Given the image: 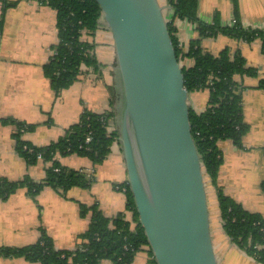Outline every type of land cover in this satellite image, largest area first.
<instances>
[{
	"label": "crops",
	"instance_id": "crops-1",
	"mask_svg": "<svg viewBox=\"0 0 264 264\" xmlns=\"http://www.w3.org/2000/svg\"><path fill=\"white\" fill-rule=\"evenodd\" d=\"M15 2L3 9L4 2ZM168 18L173 8L168 0ZM4 11V13H3ZM198 15L205 22L219 19L230 23L238 17L245 26L264 27V0H199ZM0 177L19 180L29 176L42 180L49 165L43 159L29 163L16 149V122L34 127L21 137L37 146H45L65 134L77 122L85 109L102 113L112 110L117 58L112 34L100 22L94 34H83L93 44L92 52L98 69L85 68V73L58 95L51 87L43 66L58 41L57 12L38 0H0ZM174 23L180 42L188 46L199 36L196 24L176 18ZM205 50L218 54L228 47L231 53L239 50L247 66L258 69L254 76L236 75L243 83L242 108L249 129L243 137V148L231 140L219 141L223 162L218 171V183L225 193L235 198L246 209L264 216V90L257 87L264 76L262 40L250 42L235 39L223 33L201 40ZM192 63L191 59L187 60ZM207 89L189 94L191 108L202 111L207 106ZM65 166L81 169L91 175L89 187H71L66 195L51 186H45L35 197L26 188H18L8 197L0 196V247L24 246L39 240L45 231L58 249H73L80 235L87 229L92 210L81 213L80 204L96 205L109 217L124 214L135 226L133 212L127 209V198L122 186L127 182V170L119 142H113L109 154L94 164L87 156L76 153L58 155ZM212 192L217 203L216 228L213 238L219 264H263L248 255L227 235L223 228L216 190ZM212 214V213H211ZM213 220V217H212ZM148 247L137 252L127 264H150ZM0 264H41L24 257L0 256ZM100 264H114L103 259Z\"/></svg>",
	"mask_w": 264,
	"mask_h": 264
},
{
	"label": "trees",
	"instance_id": "trees-1",
	"mask_svg": "<svg viewBox=\"0 0 264 264\" xmlns=\"http://www.w3.org/2000/svg\"><path fill=\"white\" fill-rule=\"evenodd\" d=\"M48 4L57 12L58 41L53 45L54 53L49 56L43 69L49 78L51 87L58 95L63 89L78 80L85 68L95 70L99 64L92 52L93 44L83 39V34H94L100 24L101 10L95 0H38ZM173 15L168 18L169 30L175 44L177 57L182 64L185 85L189 93L207 89V106L202 111L191 108L190 121L192 133L201 154L205 168L207 186L216 190L223 228L227 235L248 255L264 264V216L259 212L246 209L235 198L224 192L218 183V171L223 162V152L219 141L231 140L238 148H243V137L249 129L244 120L242 108L243 83L236 75L254 76L258 69L247 66L245 57L237 50L231 53L228 47L218 54L205 50L201 40L218 33L235 39L252 41L262 40L264 53V27L245 26L238 17L230 23L219 19L209 23L198 15L199 0H168ZM236 5V0H232ZM15 2H4L3 9ZM4 13V11H3ZM176 18L196 24L199 36L188 46L181 44L174 23ZM2 18L0 20V29ZM191 59L192 63H185ZM264 90V76L257 84ZM119 93L115 90L112 110L102 113L85 109L79 120L71 124L65 134L45 146H37L21 135L34 125L16 122V149L29 163H36L38 155L49 165L42 180L35 181L29 176L19 180L0 177V196L8 197L18 188H26L30 196L35 197L45 186L57 189L61 194L74 186L87 188L91 175L81 169L63 165L58 155L79 154L89 157L94 164L101 162L110 152L114 140L118 139V112L116 109ZM110 120L116 128L108 130ZM91 137L86 141L87 136ZM119 142V141H118ZM264 149V147H263ZM264 189V181L262 182ZM127 198V209L133 212L135 226L124 214L109 218L94 204L90 207L81 203V213L92 210L87 229L80 235L81 242L71 249H58L52 238L43 231L38 241L24 246H1L0 256L24 257L41 264H100L110 259L114 264L131 263L138 251L146 245L150 255V264H157L151 248L139 222L138 212L128 183L122 186Z\"/></svg>",
	"mask_w": 264,
	"mask_h": 264
},
{
	"label": "water",
	"instance_id": "water-1",
	"mask_svg": "<svg viewBox=\"0 0 264 264\" xmlns=\"http://www.w3.org/2000/svg\"><path fill=\"white\" fill-rule=\"evenodd\" d=\"M112 34L118 140L157 264H219L189 91L160 0H95Z\"/></svg>",
	"mask_w": 264,
	"mask_h": 264
},
{
	"label": "rangeland",
	"instance_id": "rangeland-1",
	"mask_svg": "<svg viewBox=\"0 0 264 264\" xmlns=\"http://www.w3.org/2000/svg\"><path fill=\"white\" fill-rule=\"evenodd\" d=\"M212 188L211 184H208V191ZM209 201H210V208H211V213L213 217V223L216 228V223H217V203H216V198L213 196L212 192H209Z\"/></svg>",
	"mask_w": 264,
	"mask_h": 264
},
{
	"label": "built area",
	"instance_id": "built-area-1",
	"mask_svg": "<svg viewBox=\"0 0 264 264\" xmlns=\"http://www.w3.org/2000/svg\"><path fill=\"white\" fill-rule=\"evenodd\" d=\"M53 53H54V51L52 50L51 55H52ZM185 63H188V61L186 60ZM115 128H116V123H115V121H114V120H110V121H109V124H108V130H109V131H113ZM90 139H91V137H90V135H89V136H87L86 141L88 142V141H90ZM118 141H119L118 139L114 140V142H118ZM38 158H39V159H42V157H41L40 155H38Z\"/></svg>",
	"mask_w": 264,
	"mask_h": 264
}]
</instances>
